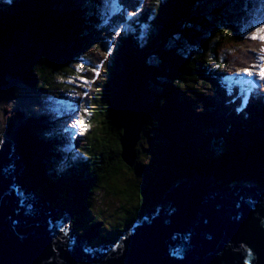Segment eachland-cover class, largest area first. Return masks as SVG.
Masks as SVG:
<instances>
[{"label":"trees","instance_id":"trees-1","mask_svg":"<svg viewBox=\"0 0 264 264\" xmlns=\"http://www.w3.org/2000/svg\"><path fill=\"white\" fill-rule=\"evenodd\" d=\"M82 1L86 3L69 4L66 10L57 0H0V51H17L12 73L9 68L14 79L58 97L60 89L56 93L46 88L53 81H65L76 73L82 81H90L98 62L95 54L103 49L112 61L103 70L110 78L108 86L102 84L97 95L86 100H75L84 113L93 98L95 103L99 100L98 111L104 118L97 114V127L81 120L73 130L74 139H67L53 125L35 123L45 119L30 120L33 125L20 129L27 189L48 198L45 191L52 194L55 189L49 173H55L60 191L66 185L71 188L54 201L55 207L72 210L74 231L91 237L96 245L117 244L134 224L153 214L181 181L205 178L221 190L238 185L264 190V79L251 89L238 80L239 74L252 71L251 66L228 70L233 59L222 49L243 34L233 20L226 27L221 17L211 19L204 13L202 8L217 0H148L142 18L137 16L126 27L121 16L108 17L100 10L99 31L95 8L99 0ZM219 1L227 17L235 12L228 5L238 8L242 0ZM134 2L125 0L119 8ZM113 19L120 20L121 30L116 32L117 41L112 38L114 48L102 41L110 36L108 25ZM262 60L259 57L255 65L261 72ZM132 104L142 106L145 116L131 169L122 159L120 118ZM14 127L13 122L10 132ZM146 152L152 154L149 159L143 157ZM124 170L134 175L128 178L126 190L118 189ZM106 189L114 194L126 191L130 207L117 216L121 223H104L105 208L92 217L89 227L83 226L86 213L96 211L92 196Z\"/></svg>","mask_w":264,"mask_h":264},{"label":"water","instance_id":"water-1","mask_svg":"<svg viewBox=\"0 0 264 264\" xmlns=\"http://www.w3.org/2000/svg\"><path fill=\"white\" fill-rule=\"evenodd\" d=\"M8 77L13 78L0 59V88ZM144 116V108L132 104L120 118L122 159L132 168ZM3 119L0 114V123ZM21 153L18 137L0 146V264H264V193L248 202L237 188L230 198L215 192L205 200L212 182L181 181L166 194L163 206L130 228L116 247H95L67 237L66 217L54 224L56 210L24 197ZM14 162L17 168L9 166Z\"/></svg>","mask_w":264,"mask_h":264},{"label":"rangeland","instance_id":"rangeland-1","mask_svg":"<svg viewBox=\"0 0 264 264\" xmlns=\"http://www.w3.org/2000/svg\"><path fill=\"white\" fill-rule=\"evenodd\" d=\"M119 1L120 0H99L97 1L95 8L97 9L99 13V14L96 13L98 14L96 16V21H97L96 26H97L98 31L100 30V27L102 25V22L99 18L101 11L107 13L108 17L116 18V17L121 16V21L124 20L127 24L125 25L126 27L136 21L137 14L140 13V15L143 16V14L145 13V7L150 5V3H148L149 1L144 0L140 4V6H138L139 8L137 10H133L132 6L127 5V6H124V9L122 11H120V8L118 7L119 4L117 3ZM228 1H231V0H226V2ZM113 2H116V3L114 4ZM123 2H125V0H123ZM84 3H86V1L57 0V4L58 5L60 4V6L65 8L66 10L71 7V6H68L69 4L70 5L74 4L73 6L77 7ZM238 3L240 4L238 8L235 5L233 6L228 5L229 9H233L235 10V12L228 13L227 17L224 14H222V11L224 9V4H221L219 0L214 1L212 4H209L206 7L204 6L202 10L204 11L205 14H208L211 17V19H214L217 16L221 17V19H223V23L226 24V27L232 26L229 20H233L235 22L236 27L238 28V32L240 31V33L243 34V36L239 37L237 43L235 42V43L227 44V46H225L229 50L228 49H222V50H224V52H226L225 54L229 55L233 59L232 66L228 70L233 69V68H238V67H242L241 69H244L246 66L252 67L251 72L248 71L247 73L239 74V75H245V76H240V77H245V80L243 79L244 81H241V83L245 86H250L254 84L253 80L256 83L262 82L263 79H261V75H264V60H262L259 65V67L263 70V72L255 68V65H257L258 63V58L259 57L264 58V0H242V1H239ZM113 7L115 8V10H118V11H114ZM219 7L221 8L219 9ZM229 9L227 8V10ZM216 11H218L217 14H216ZM229 18H232V19H229ZM115 20L113 19L111 21V25H108L109 29L111 30L110 36L102 39L104 43H107V46L112 47V48L115 47L114 46L115 42H114V39L112 38L114 37L116 39L119 35V33H116V32L121 31L118 28V22H120V20L119 21L118 20L115 21ZM123 30L124 29H122V31ZM253 37H256V38L254 39ZM115 41H117V39ZM92 51L95 52L94 49ZM16 52L17 51H15L14 49H8L5 52L0 51V59L3 60L4 66H7V65L9 66V68L11 69V73L13 72L12 71L13 68H15L13 59H14V56L16 55ZM107 52L108 50L103 49L101 50L100 53L95 54V57L98 62H97V66L92 67L95 74L93 75L90 81L88 80L82 81L81 80L82 76H79V73H76L75 75H69L68 77L69 79L65 81H60V82L58 80L53 81V84L51 86L46 87L48 91L56 92V93L58 92L56 90L60 89L63 96H58V97L66 100V102H64V105H60V104L58 105V103H60L61 100H58L55 97L45 96L44 92H39L38 90L32 87L28 88L30 90H28L29 92L26 93V95L22 94V91L21 93L19 92L17 93L15 90L12 91L14 95L13 98L14 100H16L17 104L15 102V107L9 106L11 107V109L6 104L8 109L6 110V114L3 116L4 120L0 123V139L3 140L0 146L5 144L8 141V139H15V137L17 138L21 127L26 126L27 123L32 124L30 123V120L34 121V120L45 119L44 122L35 121V123L37 125H47V124L53 125L57 132L60 131L63 134L64 133L67 134V136L64 135L67 139L69 137L71 139H74L76 132L74 133L73 130L79 128L80 126L79 124L81 123L80 121L83 119L87 120L88 127L91 128V126H95V125L97 127L98 125L96 124V121H95V118H97V114L99 115V119L103 120L104 118L103 115H102V118L100 117V113H99L100 111H98L99 106L101 105V103H99V100L95 103L96 100H94L93 98L92 103L89 104V108L85 110V113L82 112V110H80L77 105H75L76 103L75 100L81 99V98H85L86 100L87 98L93 97L94 95H97V90L101 88L102 84H107V80H109L110 78L106 74L103 73V70L107 65L112 64L111 59L109 58L108 55H106ZM22 66L20 67L22 68ZM249 73H252V75H249ZM254 77H256L257 79H253ZM75 78L78 79V81H76ZM8 80L12 81L9 77L7 78V82ZM13 80L16 82L20 81L18 78L13 79ZM7 82L0 88V90L3 87H6ZM22 84L24 83L22 82ZM34 84L37 85V83H34ZM66 85H69V86L66 87ZM32 95L34 99L31 101L30 98ZM35 103L40 104L43 110H33L32 107L34 106L32 104H35ZM81 109H82V106H81ZM73 112L75 113L74 116L71 115ZM13 122H14L15 127L10 132V125ZM137 147H138V144L136 145V149ZM18 156L19 155L17 154L16 150H14L13 157H15L16 160H18ZM151 156L152 154L147 153V152L143 155V157L147 159H149V157ZM143 157L141 156L140 159L145 160ZM13 164L14 166H12ZM13 164L9 166L16 167L17 163L14 162ZM141 164L144 165L146 163L141 162ZM147 165L150 166L149 163H147ZM129 168L132 169V167H129ZM155 169H158L157 165L155 166ZM8 170L9 169H6L4 173L8 174L9 172ZM126 171L127 170H124L122 176L118 177L119 181L121 182V183L119 182L120 185L118 184L121 188L119 187L118 189L126 190V183H127L128 178L132 179V177L134 176V175H130V176L127 175ZM23 173L24 175L27 174L26 168ZM24 175L21 176L22 180L24 178ZM55 176H56L55 173H52L50 176V179L48 180L52 183V186L55 188L52 193L53 195L51 193L48 194V191H45V193H47L52 200H56L58 198L61 199L63 195H66L65 193L67 191H70L71 189L68 185H66V189L62 188V190L60 191L59 190L60 186L58 187L55 185V182H56ZM62 176H65V175L62 174ZM62 182H65V181H62ZM19 184H20L19 186H22L21 183ZM237 188L241 190L242 192L244 190V195L242 199L243 201H248V202L251 199H253L254 201L257 198L258 200L260 197H256V195L261 196L264 193V190L260 191L259 188H255V187H244V186L238 185L235 187L226 188V189L221 190L219 186L212 185V187L208 189V193L204 195L202 198L205 200L211 199L213 198V194L215 192H216L215 194L216 196L221 193H225V196L229 197L232 193V190H235V189L237 190ZM154 192L159 193L158 188H154ZM237 192L239 191L237 190ZM52 196H55V198H53ZM92 198H94L93 208H95L96 211H93L92 214L86 213L85 217L87 220L85 218L84 220L87 223L85 222L83 223V226H86V227H89L91 225V221L93 220L92 217L99 216L100 213L98 212V210L99 209L104 210L105 208H108V211L107 209H106V212L104 211L105 212V216L103 218L104 223L106 221V223L113 222L114 225H119L121 221L117 219V216H120L121 214H123L122 209L124 207H127V208L130 207V204L127 202L128 197L126 196V191L123 192V190L117 194H114L112 192L109 193V191L106 189L105 191H103L102 194H99V195L95 194V196L93 195ZM263 198H264V195H263ZM28 199H31V197H29ZM96 199H100V202H96L97 201ZM73 205L76 207L78 206L76 205V202H74ZM165 206H168V204L167 205L165 204ZM64 212L69 213L67 212L66 209L64 211L63 210L60 211L56 213L57 219H60L59 215H63ZM79 212H77V214L82 216V213H79ZM70 215H72V218H74L75 213H73V211L71 210ZM89 219L90 221H88ZM139 223L140 222L134 224L133 227ZM75 226H76V223L74 224L70 223V227L72 229H74ZM94 236L97 237L96 235Z\"/></svg>","mask_w":264,"mask_h":264},{"label":"clouds","instance_id":"clouds-1","mask_svg":"<svg viewBox=\"0 0 264 264\" xmlns=\"http://www.w3.org/2000/svg\"><path fill=\"white\" fill-rule=\"evenodd\" d=\"M144 0H135V2H134V4L133 5H129V6H132V9L133 10H137L139 7L138 6H140V4L143 2ZM148 1V0H147ZM114 4L116 3V2H113ZM118 3V2H117ZM121 3H123V0L120 2L119 1V5H118V7L120 6V5H122ZM135 8V9H134ZM146 8V7H145ZM113 9H114V11H118V10H115V8L113 7ZM124 9V7L122 8H120V11H122ZM120 13V12H119ZM137 16H139V20L142 18V15H140V13L139 14H137L136 15V17ZM125 25H127L126 24V22H125ZM9 67V66H8ZM11 75V74H10ZM239 77V76H238ZM10 78V77H9ZM14 78V77H13ZM13 78H11V79H13ZM21 82H23L22 80H20ZM24 83V82H23ZM25 84V83H24ZM26 85V84H25ZM27 87H28V85H26ZM28 88H31V87H28ZM58 92L60 93V91L58 90ZM45 96H49V97H55V98H57L58 100H61L60 101V103H58L57 101V103H58V105L60 104V105H64V102H66V100H64V99H61L60 97H57V96H52V95H46V94H44ZM58 96H61V93L60 94H57ZM69 101H71V100H69ZM75 105H77L76 103H75ZM78 106V105H77ZM78 108L81 110V106H78ZM74 112L71 114V115H73L74 116ZM79 120V119H78ZM30 124H28L27 123V125L26 126H29ZM33 125V124H32ZM15 126V125H14ZM26 126H23V127H21V129H24V127H26ZM31 126V125H30ZM73 134V133H72ZM70 136V135H69ZM0 141H3V140H1L0 139ZM2 143V142H1ZM15 168V167H14ZM51 173L52 172H50L49 174L51 175ZM16 187H18V192H20L21 194H25L24 193V191H23V189H22V187H20V186H16ZM47 195V197L48 198H46V199H43V198H39L35 193H32V191H30V190H28V194L26 195H24V197H26V196H28V198L29 197H31V199H29L30 201H31V203H36V204H38L39 206H43V205H46L47 206V211H49V212H53V211H55L56 210V212H55V214L53 215V220H54V224H56L57 222H61V220L64 218V217H66V222H65V229H66V231H67V237H70L71 239H76V241H78V242H84V241H88V243L89 244H91V245H93V246H95V247H98V246H111V245H113V246H117V244H118V242L120 241V239L121 238H123L124 236H125V234L128 232V231H130V229L124 234V235H122V236H120V238H119V241L117 242V244H106V245H96V244H93V239H91V241L89 240L91 237H88V236H86V237H83V235H80V234H78L77 232H75L74 231V229H72L71 227H70V223H72V215H70V213H71V211H67V212H69V213H63V215H59V217H60V219H57V215H56V213H58V212H60V211H64V209H60V208H57V207H55V203H54V201L55 200H52L51 198H50V196L48 195V194H46ZM64 196V195H63ZM53 197V196H52ZM54 198V197H53ZM252 200V199H251ZM251 200H249V201H251ZM71 207H74V206H71ZM73 209V208H72ZM74 209H75V207H74ZM73 209V210H74ZM148 216H152V214H149ZM147 216V217H148ZM146 218H143V219H141L140 220V223L141 222H143L144 220H145ZM133 228V227H132ZM110 250H113V248H110ZM102 251H107V252H109V250H102Z\"/></svg>","mask_w":264,"mask_h":264},{"label":"bare ground","instance_id":"bare-ground-1","mask_svg":"<svg viewBox=\"0 0 264 264\" xmlns=\"http://www.w3.org/2000/svg\"><path fill=\"white\" fill-rule=\"evenodd\" d=\"M11 79V78H10ZM12 81L8 80L7 82V85L6 87H3L1 90H0V114H2L3 116L6 114V110L8 109L9 106L11 107H15V102L16 100H14L13 98V92L12 91H16L17 93H21L22 91V94H25L28 93L30 89H28L27 86H25L24 84H22L21 81H14L13 79H11ZM34 98H33V95L31 96L30 100L32 101ZM6 104L8 105V107L6 106ZM17 104V102H16ZM34 107L33 110H43L42 106L40 104H32ZM11 107H9L11 109ZM28 110V108H27ZM30 111V109H29ZM56 112V111H54ZM4 120V119H3ZM156 182V181H155ZM230 198V197H228ZM253 201V199L251 200ZM255 202L257 200H254ZM253 201V202H254Z\"/></svg>","mask_w":264,"mask_h":264},{"label":"snow or ice","instance_id":"snow-or-ice-1","mask_svg":"<svg viewBox=\"0 0 264 264\" xmlns=\"http://www.w3.org/2000/svg\"><path fill=\"white\" fill-rule=\"evenodd\" d=\"M253 38L255 39L256 37ZM249 75H252V73H249ZM261 79H264V75H261Z\"/></svg>","mask_w":264,"mask_h":264}]
</instances>
